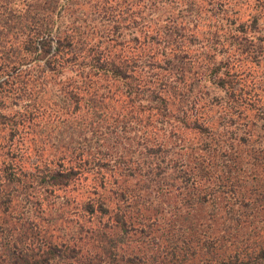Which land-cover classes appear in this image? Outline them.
<instances>
[{"label":"trees","instance_id":"obj_1","mask_svg":"<svg viewBox=\"0 0 264 264\" xmlns=\"http://www.w3.org/2000/svg\"><path fill=\"white\" fill-rule=\"evenodd\" d=\"M108 1L0 0V264H264L244 21L144 33L140 0Z\"/></svg>","mask_w":264,"mask_h":264},{"label":"rangeland","instance_id":"obj_2","mask_svg":"<svg viewBox=\"0 0 264 264\" xmlns=\"http://www.w3.org/2000/svg\"><path fill=\"white\" fill-rule=\"evenodd\" d=\"M152 1L154 2V4L152 3ZM139 3H141V7H139L140 12L138 13L140 17H137V20H140L142 22V26H139V29L144 33L150 31L151 27L149 28V26H151L152 22L156 21L157 19L162 21L168 18L179 19L182 17L183 20L188 24H191V22H197L198 30L201 33L202 31H206V29H208L210 32L214 30L215 27H220L221 29L227 28L228 22L231 19L244 21L245 27L247 29L243 35L239 36L240 33L233 29H230L229 35H233L234 37L238 36V38L236 39L237 41H244L248 45L250 43H254L255 49L257 50V57L259 59L256 62H249L248 60L243 62L238 61L236 67L234 68L233 76H235L236 82H240L242 84L251 82L253 84H256L255 88H258V90L251 89L252 91H248L249 95L246 96L247 100L252 99V110L250 111L238 108L234 111V115H237V118L243 121L245 125L250 124V126H253L252 118L256 120L255 117L259 116L258 110H260V106H258L259 103H256L255 99H259V97H261V95L263 94L262 89L264 86V0H140ZM108 4L120 8V0L108 1ZM190 6H193V8L190 9ZM196 8L200 9V12H202L200 16H193L190 14L192 12L191 10L195 11ZM117 10L114 12L109 11V15L113 16L114 19L118 17ZM135 10L137 11L136 8ZM255 15L257 16V23L251 24V21ZM229 28L230 27H228V29ZM118 32H120V29ZM127 32L128 33H125L127 34L126 39H129L131 36H133V34H135L133 28L128 29ZM219 33H221V30L219 31ZM197 37L201 38L200 35H198ZM220 38L221 41H223V36H220V34L219 36L213 34L210 40L212 39V41L216 43L220 40ZM204 40L205 38H201L198 39V42L201 44L204 43ZM116 45L120 46V37L118 41H116ZM220 52L224 54L222 48ZM223 54L217 55L219 60L221 56L222 58H224ZM245 56L246 53H243L242 55H236L238 59H242ZM260 83H262V85L259 86ZM210 97L213 99H211ZM215 98H218L219 101L225 99L224 93L221 91L216 92L215 95L212 94L211 91H208L206 93V100L208 103L216 104L217 101L215 100ZM263 124L264 123L262 122V126H264ZM261 139L263 140V142L258 141L257 143H255L260 144L261 146L254 145L253 148L259 152H263L264 154V135H262ZM32 160H34V158ZM110 163L111 165H114V160L111 159ZM176 190L177 189L174 190L173 194L176 193Z\"/></svg>","mask_w":264,"mask_h":264}]
</instances>
